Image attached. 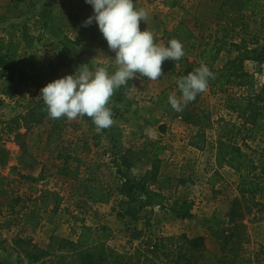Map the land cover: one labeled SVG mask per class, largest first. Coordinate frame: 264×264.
<instances>
[{
  "label": "rangeland",
  "instance_id": "1",
  "mask_svg": "<svg viewBox=\"0 0 264 264\" xmlns=\"http://www.w3.org/2000/svg\"><path fill=\"white\" fill-rule=\"evenodd\" d=\"M60 1L0 0V55L15 66L11 85L0 79V191L3 192L0 195V230L6 232L3 233L5 239L0 237L1 244L18 247L19 263L42 264L47 258H42L41 252H54L55 240L69 236L72 216H80L93 228L111 218L108 226L114 235L109 246L119 252L126 251L129 242L138 246L149 244L161 235L185 234L189 238L203 236L206 251L221 257V243L232 232L228 213L231 203L239 197L237 175L226 167L218 169L216 166L218 122L221 118L226 122L235 121L226 108L228 96L244 90L230 85L222 91L207 88L195 103L177 112L168 98L176 95L175 85L180 75L162 72L155 81L144 77L130 80L124 95L131 105L129 112L113 111L114 123L105 133L88 130L82 117L51 119L46 108L47 115L42 122L33 124L27 115L42 99L40 90L47 83L82 67L115 70V54L108 48L101 49L97 45L101 37H89V26H82L90 16L87 4L79 7L66 5L67 0ZM139 1L143 5L138 7L142 8L158 2L154 10L161 11L162 0H133L134 5ZM58 2L62 4L60 10L55 7ZM222 2L198 0L195 12L186 13L181 20L196 34L197 44L212 42L219 46V66L241 54L234 51L230 43L237 44L244 39L252 48L260 22H264V0H258L252 7L256 15L244 13L241 21L235 18L229 5L221 7ZM179 3L185 8L189 0ZM150 27L159 30L154 42L166 45L174 28L170 31L172 27L166 21L160 24L159 16L152 18ZM259 45H264V38H260ZM188 61L192 62L193 58ZM164 64L167 67V61L162 63V69H166ZM242 66L253 77L255 89H259L264 84V66L249 61H244ZM198 67L192 66L193 70ZM109 102L112 106L111 100ZM139 103L145 106H133ZM41 105L46 107L44 102ZM116 108L120 110L119 106ZM198 112L205 116L201 125L187 123ZM202 138L205 140L202 151L189 146L190 142ZM148 141L160 142L166 148L159 157L160 168L152 183L166 195V209H144L138 221L113 215L104 221L109 211H100L96 207L100 204H91L87 185L110 191L113 194L111 202L116 206L115 201L122 198L117 169L129 178L143 176L150 166L145 159L135 160L140 157L142 144ZM263 144L264 138H260L251 148L261 151ZM128 148H132L129 174L120 166V160L116 161L117 168L111 163L115 152ZM257 173L264 175V154L258 162ZM46 197L51 201L47 200L49 207L43 212L40 208ZM175 199L192 203L189 218H176L167 210ZM23 206L42 216L37 228L22 227L21 221L17 223L21 220L19 210ZM243 223L245 230L239 248L231 250L228 242L224 254L229 258H245L249 264H264V212L259 214L257 209H252ZM134 231L138 235L131 236ZM24 251L42 260L29 263L23 256ZM48 262L55 264L57 260L50 258Z\"/></svg>",
  "mask_w": 264,
  "mask_h": 264
},
{
  "label": "trees",
  "instance_id": "2",
  "mask_svg": "<svg viewBox=\"0 0 264 264\" xmlns=\"http://www.w3.org/2000/svg\"><path fill=\"white\" fill-rule=\"evenodd\" d=\"M23 2L25 0H17ZM173 3V2H172ZM176 4V2H174ZM258 3V0H223L221 7L229 5L230 10L238 21H241L244 13L250 16L256 15L252 8ZM171 5V4H170ZM173 6V5H171ZM261 36V37H259ZM170 39H177L182 42L185 55L179 61H167L166 69L162 72L177 73L181 77L193 72V64L200 66L206 64L214 73V78L209 80L208 87L215 91L225 90L228 85L244 90L238 94L228 96L226 108L230 115L235 117V121L226 122L220 119L218 122V136L216 143L215 162L218 169L226 167L237 175L236 190L238 197L231 203L228 213L229 224L232 226L231 234L222 241L221 257L213 256L205 249V238L197 236L189 238L185 234L179 236H158L149 244H141L129 247L126 251L119 252L109 246L113 239V231L106 225H99L96 228L86 225L84 217L72 216V224L69 228V236L55 240V250L44 251L42 264H49L48 259H56L55 264H249L245 258L231 257L224 254V249L230 242L231 250L239 248L244 235V218L251 213L252 209H257V213L264 212V175L257 173V165L264 154V144L261 151L251 148L260 138H264V84L259 89H255L253 77L243 69V62L249 61L259 66H264V45H259L260 38H264V22H260L259 31L255 36V41L250 48V43L241 39L239 43H230L234 51L241 52L234 59H228L223 66H219L218 59L221 49L215 43L206 42L203 45L197 44L198 37L189 28L186 21L179 22L170 34ZM0 47L1 44H0ZM192 57L193 61L188 59ZM15 66L8 62L5 56L0 55V79L7 81L10 85L14 80ZM179 78V79H180ZM130 81L126 86L118 89L110 98L112 111L127 114L130 104L125 101L124 95L128 89ZM176 95H180L178 86ZM196 99L187 105L195 103ZM43 99L29 110L27 117H31L33 124H40L47 115L45 106L41 105ZM160 101L157 102L159 104ZM2 100L0 99V106ZM110 105V102H109ZM116 106L120 107L116 108ZM39 111V114L36 112ZM115 113V112H114ZM33 118V119H32ZM88 130L97 131L92 119L83 116ZM187 120L191 125H201L205 119L202 112L192 115ZM163 130V127L160 128ZM107 129L100 130L105 133ZM205 140L190 142L189 146L199 151L203 150ZM165 146L157 141H148L142 144L140 157L136 162H142L145 159L150 169L145 171L141 177H127L117 169V175L121 180L119 194L122 197L116 200L117 213L120 219L129 218L131 221L140 219V212L144 209L165 210L167 197L152 183L156 181L160 168V156L165 152ZM132 148L115 152L111 161L113 167L117 168L116 161L120 160V166L127 174L132 169V163L129 159ZM144 160V161H145ZM213 184V182H211ZM89 189V201L91 204L107 205L113 199V194L103 187H91ZM3 192L0 191V195ZM50 198L46 197L40 208L43 212L48 210ZM55 204V203H54ZM176 218L187 219L191 216L192 203L187 201H172L167 209ZM21 223L23 226L37 228L42 216L34 209L22 207L19 210ZM138 235L134 231L133 235ZM137 239V238H133ZM148 246H150L148 248ZM23 256L30 263L31 260L37 262L42 260L31 254L23 252ZM51 263V262H50Z\"/></svg>",
  "mask_w": 264,
  "mask_h": 264
},
{
  "label": "clouds",
  "instance_id": "3",
  "mask_svg": "<svg viewBox=\"0 0 264 264\" xmlns=\"http://www.w3.org/2000/svg\"><path fill=\"white\" fill-rule=\"evenodd\" d=\"M93 9L92 15L82 22L83 27L95 23L115 54V70L106 67H82L73 74L57 78L40 90L49 118L66 117L69 120L87 116L97 131L114 123L109 107L114 92L128 81L144 77L159 79L164 61H179L185 55L182 42L173 38L167 44L154 42L147 27L142 31L140 22L148 19L143 8H136L133 0H85ZM214 73L206 64L177 81L180 95L168 98L172 109L180 112L198 94L206 91Z\"/></svg>",
  "mask_w": 264,
  "mask_h": 264
},
{
  "label": "crops",
  "instance_id": "4",
  "mask_svg": "<svg viewBox=\"0 0 264 264\" xmlns=\"http://www.w3.org/2000/svg\"><path fill=\"white\" fill-rule=\"evenodd\" d=\"M62 1H64V0H61L60 2L62 3ZM172 1H174V2L176 1V4L174 2L170 3V0H162L161 5H162L164 11L162 10V7H161L160 12L158 10H156V11L154 10V6H156L158 2L154 3V5L151 7H149V5H148V7H144L143 9L146 10V12L148 13V19L150 18V20L147 19V21L145 23L143 21H141L140 22V29L143 31L147 27V29L153 33L154 38H158L159 37V30L157 28H151L150 27L151 20H152V18H154V16H159L160 24H162V22H165V21L167 22V24H170L172 27L170 29V31H172V29L175 28V26L179 22H181V20L184 18V15L186 13L192 14L197 9L198 0H189V3H187L185 8H183L180 5L179 2L181 0H172ZM60 2L55 4V7L59 10H60L61 5H62V4L61 5L59 4ZM67 2H69V3H65L66 5L67 4L68 5L74 4V5H78V6L84 5V7H86L85 0H67ZM139 2H137V4H136L137 6H135L136 8H142L140 6L138 7V5H143L142 2H140V3ZM185 3H186V0H185ZM170 4L173 6H171ZM87 6L88 7H86V9L89 11V14L92 15V12H93L92 7L88 4H87ZM89 31H90L89 37L90 36L94 37L95 35H98L99 37H101L102 40H100L97 43V45L101 49L105 50L108 48L106 40L104 39L102 33L99 31L98 26L95 23H93L92 25L89 26ZM161 31H163L162 25H161L160 34H161ZM110 70H112V68ZM133 106H145V105H143L142 103H139L138 105H133ZM155 139L156 138H154V140ZM158 140H160V138ZM113 204L114 203L110 202L107 205H96V207L100 211H105V210L109 211V213L107 215H105L104 221L107 220L108 216H112V215L116 216L117 210H116V206ZM110 219L111 218H109L108 221L105 222L103 225L108 226ZM17 221H18L17 223L19 224L21 220H17ZM0 223H2V222L0 221ZM7 226H8V223H7ZM21 226L23 227L22 224H21ZM5 228H6V226H5ZM6 230L8 232L10 229L8 228ZM3 233H6V232L5 231L3 232L0 230V237L2 239H5L6 234H3ZM51 233H52V230L50 231V235H51ZM1 243H2V241H0V264H23V263H19L20 253H19L17 246L11 245L10 243L8 245L7 244H1ZM21 259H23V257Z\"/></svg>",
  "mask_w": 264,
  "mask_h": 264
}]
</instances>
